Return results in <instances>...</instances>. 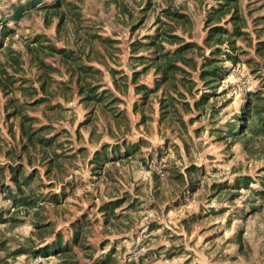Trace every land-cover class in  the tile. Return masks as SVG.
<instances>
[{
  "label": "trees",
  "instance_id": "1",
  "mask_svg": "<svg viewBox=\"0 0 264 264\" xmlns=\"http://www.w3.org/2000/svg\"><path fill=\"white\" fill-rule=\"evenodd\" d=\"M109 3L114 5L116 25L126 27L123 39L90 19L78 0L0 2V236L24 223L31 227L24 238L0 239V264L19 256L23 261L54 258L57 264H119L113 244L102 251L108 240L95 246L87 234L98 221L101 231L117 230L120 224L114 222L138 201L135 189L129 193L109 178L115 175L117 162L130 161L142 144L148 145L141 138H126L129 115L137 119L135 127L147 129L153 121L158 131L169 128L190 156L189 145L203 125L192 133L189 127L202 118L211 126L216 124L217 98L226 92L217 88L229 74L225 62L230 67L245 65L257 86L243 93L238 113L233 121H225V130L210 127L208 135L216 133L226 147L242 138L243 153L255 151L249 122L264 127V0H157V9L150 0H106ZM196 14L199 34L193 31ZM149 15L146 32L138 35ZM33 16L39 20L28 37L14 38L9 24ZM248 49L252 57L241 59ZM128 95L135 97L129 109ZM72 103L83 110L75 124ZM162 139L164 147L169 139L164 133ZM156 150L155 156L162 157L159 147ZM77 159L88 167L89 179L102 180L103 187L108 181L113 189L101 196L98 186L91 184L87 207L67 221L64 233L55 228L54 218L67 192L74 191L72 180L64 178L76 167ZM189 160L179 172L150 157L147 170L154 183L153 195H157L159 180L168 176L180 200L193 195L202 173ZM258 172L252 177L234 171L231 182L212 181L207 201L216 196L232 202L247 190L251 195L245 198L248 212L260 206L264 214V203L256 204L258 199L264 201V167ZM58 180L56 192L53 186ZM255 182L256 189L251 187ZM173 203L177 205L176 200ZM205 210L202 216L220 214L225 207ZM198 212L180 218L178 225L189 232L191 224L202 217ZM158 226L150 221L147 230ZM238 241L240 248L241 233ZM170 254L174 253L167 258ZM141 259L126 258L123 264H140Z\"/></svg>",
  "mask_w": 264,
  "mask_h": 264
},
{
  "label": "rangeland",
  "instance_id": "2",
  "mask_svg": "<svg viewBox=\"0 0 264 264\" xmlns=\"http://www.w3.org/2000/svg\"><path fill=\"white\" fill-rule=\"evenodd\" d=\"M129 2L130 0H125ZM183 1V0H176ZM1 2V0H0ZM155 9L158 8L157 0H150ZM81 9L85 14L90 15V19L98 21L104 25L105 29L116 31L118 37L123 39L127 35L126 27L116 25V21L112 18L114 14V5L105 4L106 0H78ZM244 3V2H242ZM132 7V5H129ZM253 6L250 11L253 12ZM195 11V8L192 11ZM255 13V12H254ZM253 13V14H254ZM152 16L146 18L145 23L137 32L141 35L146 32L147 25L151 22ZM251 19V18H250ZM39 20L38 16L19 22L17 25L9 24L15 31L14 38L28 37L30 29ZM250 21V20H249ZM200 21L199 16L193 19L194 34H199ZM4 43V42H3ZM124 44V42H123ZM248 54L241 56V59L252 57L250 49ZM229 68V74L217 88L220 91L224 88L225 94L217 98L216 108L219 109L216 116V124L210 125L203 118L197 120L189 127V132L198 125H203L198 137L194 138L193 144L189 145V154L182 148V145L169 128L161 127L157 130L156 124L152 121L145 129L142 125L135 127L137 119L129 115L130 130L126 134L128 140L135 141L141 138L148 142V145L142 144L140 147V155L128 162H117L114 171L118 174L111 175L112 181L119 184L129 193H134L133 189L139 194L134 202V207L126 209L127 212L121 214L118 221L114 223L120 224L117 230L112 229L110 232L101 231L100 221L95 222L91 233H88L87 240L97 246L102 239H107L105 251L113 244L116 251V259L119 264H123L125 259L141 257L140 264H264V214L260 206L250 213L246 209V197L251 195L247 190L240 191V196L232 202L224 201L222 198L211 197L207 201L206 194L208 186L212 181H222L227 179L231 182L234 177V171L245 173L255 177L261 167H264V127L260 126L256 121H250L249 126L253 128L252 145L255 151L251 155L243 153L242 138L237 139L228 147L224 142L217 140L216 133L208 135V129L215 127L225 130V121H233V117L238 113V107L242 103L243 93L253 91L257 86V80L252 78L248 68L243 65H234L230 67L227 62L224 64ZM126 103L129 105L133 95H128ZM2 102V100H0ZM227 101L222 108L219 105ZM120 106V105H119ZM76 103L70 105V109L75 111L74 124L82 118V107L77 108ZM70 110V111H71ZM101 127V123L97 122ZM62 125L67 126V123ZM60 130V124L55 125ZM72 131L71 128H69ZM84 135L86 131L82 129ZM162 133L169 139L166 146H162ZM107 138V137H106ZM175 145V146H174ZM250 145V143H249ZM159 147L162 157L155 156L156 148ZM150 157L156 159L166 168L178 170L182 172L183 168L189 163V158L201 167V176H198L197 191L190 197L180 200L176 189L171 186L168 177L159 180L157 187V195H153V181L150 179V172L147 170V161ZM80 161V163L78 162ZM83 160L77 159L76 167L69 170V174L64 179H71L73 184V193L67 192V196L63 199L61 211L58 209L55 214V228L61 229L66 233L67 221L77 216L80 211L84 210L90 201V188L94 183L98 186L101 196L113 189L112 183L98 179L91 180L87 177L88 167L82 164ZM164 161V162H163ZM119 175V176H118ZM71 176V177H70ZM119 177V178H118ZM108 178V177H107ZM54 184L53 189L59 190V183ZM92 181V182H90ZM102 187V189H100ZM251 187L256 189L258 184L255 182ZM47 191V190H46ZM87 193V195H84ZM177 193V194H176ZM208 195V194H207ZM128 199V198H127ZM177 201V205L173 203ZM264 203L263 200H256V204ZM6 206V202L2 204ZM212 207L215 211L220 207H225L224 212L209 213L202 216L205 209ZM200 209V219L191 224L189 232L178 225V221L182 217H186L191 213H197ZM246 212V213H245ZM61 213V216H60ZM199 213V212H198ZM127 215V216H125ZM98 220V219H97ZM150 221H156L158 228L147 230ZM3 227L0 225V228ZM30 225L24 223L12 229L9 233L0 236V239L9 236L22 237L28 235ZM241 233V246L238 248V235ZM13 242H11L12 244ZM151 249H157L155 253H151ZM168 253L170 258H167ZM9 264H57L54 258H42L24 260L22 256L16 258Z\"/></svg>",
  "mask_w": 264,
  "mask_h": 264
},
{
  "label": "built area",
  "instance_id": "3",
  "mask_svg": "<svg viewBox=\"0 0 264 264\" xmlns=\"http://www.w3.org/2000/svg\"><path fill=\"white\" fill-rule=\"evenodd\" d=\"M152 167L154 168V170L159 174L162 175V172L160 170V168L157 165L152 164Z\"/></svg>",
  "mask_w": 264,
  "mask_h": 264
},
{
  "label": "crops",
  "instance_id": "4",
  "mask_svg": "<svg viewBox=\"0 0 264 264\" xmlns=\"http://www.w3.org/2000/svg\"><path fill=\"white\" fill-rule=\"evenodd\" d=\"M71 105V104H70ZM78 107V109H79V107H81V105L80 104H76ZM70 107V106H69ZM71 110V109H70ZM71 112L73 113V114H75V111H74V109L73 110H71ZM81 112H83V110H81Z\"/></svg>",
  "mask_w": 264,
  "mask_h": 264
}]
</instances>
